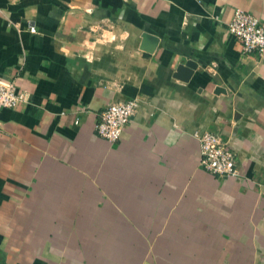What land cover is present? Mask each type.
Returning a JSON list of instances; mask_svg holds the SVG:
<instances>
[{"label":"crops","instance_id":"obj_1","mask_svg":"<svg viewBox=\"0 0 264 264\" xmlns=\"http://www.w3.org/2000/svg\"><path fill=\"white\" fill-rule=\"evenodd\" d=\"M235 9L264 27V0H0V79L28 94L0 108V264H264V54ZM196 130L236 175L200 167Z\"/></svg>","mask_w":264,"mask_h":264},{"label":"built area","instance_id":"obj_2","mask_svg":"<svg viewBox=\"0 0 264 264\" xmlns=\"http://www.w3.org/2000/svg\"><path fill=\"white\" fill-rule=\"evenodd\" d=\"M227 34L234 38L244 53L264 54V27L251 13L235 9L227 23ZM28 94L17 89L13 80L0 79V108H11L27 100ZM138 107L135 98L108 104L98 114L93 126L94 133L109 143L120 138L121 131ZM198 148L200 167L220 177L236 175L237 169L232 152L218 134L211 131H193Z\"/></svg>","mask_w":264,"mask_h":264},{"label":"water","instance_id":"obj_3","mask_svg":"<svg viewBox=\"0 0 264 264\" xmlns=\"http://www.w3.org/2000/svg\"><path fill=\"white\" fill-rule=\"evenodd\" d=\"M194 67H195V63L190 60H186L179 63L177 67V71L180 74V78L186 80V78L190 75Z\"/></svg>","mask_w":264,"mask_h":264}]
</instances>
